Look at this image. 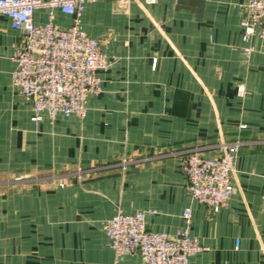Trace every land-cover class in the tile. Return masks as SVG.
I'll use <instances>...</instances> for the list:
<instances>
[{"label":"crops","instance_id":"crops-1","mask_svg":"<svg viewBox=\"0 0 264 264\" xmlns=\"http://www.w3.org/2000/svg\"><path fill=\"white\" fill-rule=\"evenodd\" d=\"M247 2L95 0L78 18L57 11L55 24L78 23L111 65L85 117L36 122L13 86L21 35L0 16V264H115L113 216L153 210L147 228L173 234L187 209L205 247L189 264H264V53L255 39L244 56ZM34 21L46 24L48 11ZM236 141L234 193L214 213L192 199L182 153L216 157Z\"/></svg>","mask_w":264,"mask_h":264},{"label":"built area","instance_id":"built-area-1","mask_svg":"<svg viewBox=\"0 0 264 264\" xmlns=\"http://www.w3.org/2000/svg\"><path fill=\"white\" fill-rule=\"evenodd\" d=\"M95 0H0V16L11 21L20 33V43L13 60V86L32 105L33 121L42 115L49 118L85 117L86 97L101 90L100 73L111 65L99 40L80 29L78 23L61 29L54 22L57 11L80 17L85 6ZM155 4L157 0H146ZM39 9L48 11V22L34 21ZM78 20H76L77 22ZM242 39L247 44L244 56L255 51V39L262 41L264 53V0H248L244 6ZM156 65V61H155ZM246 90L239 87L238 96ZM241 128H245L242 126ZM243 143L223 142L221 154L206 157L199 149L182 153V170L187 189L196 202L206 205L214 213L226 208L234 193V171ZM127 161H123L126 165ZM79 169L78 177L86 174ZM155 211L136 214H116L106 225L108 245L115 254V264L127 255H138L140 264H189L191 257L205 247L189 232L191 211H184L186 229L173 234L158 233L147 228L146 218Z\"/></svg>","mask_w":264,"mask_h":264}]
</instances>
